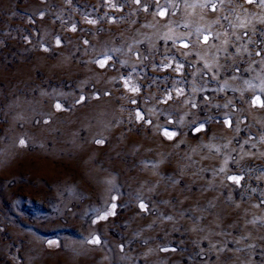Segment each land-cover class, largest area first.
Here are the masks:
<instances>
[{
  "label": "rangeland",
  "instance_id": "rangeland-1",
  "mask_svg": "<svg viewBox=\"0 0 264 264\" xmlns=\"http://www.w3.org/2000/svg\"><path fill=\"white\" fill-rule=\"evenodd\" d=\"M258 4L0 0V264H264Z\"/></svg>",
  "mask_w": 264,
  "mask_h": 264
},
{
  "label": "snow or ice",
  "instance_id": "snow-or-ice-1",
  "mask_svg": "<svg viewBox=\"0 0 264 264\" xmlns=\"http://www.w3.org/2000/svg\"><path fill=\"white\" fill-rule=\"evenodd\" d=\"M136 2L139 3V0H136ZM221 2H223V0H221ZM245 3H248V4H254V3H257V0H245ZM258 6L264 8V0H259V4H258ZM212 10H213V11L216 10V6H215V5L212 6ZM159 14L162 15V16L165 15L164 12H161V13H159ZM225 19H227V17H225ZM90 22L94 23V21H90ZM260 22H261V23H264V18H262ZM242 26H243V25H242ZM204 41L207 42V37L204 38ZM183 46H184V47H187L188 45H187V44H184ZM260 54H261V53H260L259 51L256 52V55H260ZM98 63L100 64L101 67H103L104 64H105V61H98ZM206 66H207V65H206ZM179 67H181V66H178L177 70H179ZM236 71H240V69H236ZM235 78H236V77L233 76V79H235ZM125 83L127 84V81H126ZM131 90H132V91H138V89H136V88H133V89H131ZM261 90L264 91V87H262ZM252 103H253L254 105L259 104L261 107H264V102H261L259 96L255 97V99L252 101ZM56 107L59 108L60 106L57 105ZM137 117H138V119H143V117L140 116L139 114H137ZM165 135L168 136L169 138H171L172 135H174V133H169V132L165 131ZM20 143H21V144H24V141L21 140ZM97 143H98V144H99V143H103V141H97ZM221 171H223V169H221ZM229 179L232 180L233 182L239 184V183H240V180L242 179V177L231 176V177H229ZM113 207H114V206H113ZM144 207H145V206H144L143 204H141V208L143 209ZM106 218H107V216L102 217V219H106ZM92 243H97V244H98V243H99V239H98V238H95V239L92 241Z\"/></svg>",
  "mask_w": 264,
  "mask_h": 264
}]
</instances>
